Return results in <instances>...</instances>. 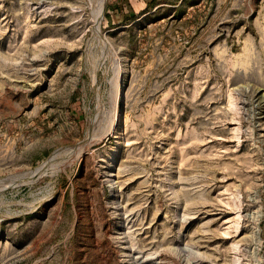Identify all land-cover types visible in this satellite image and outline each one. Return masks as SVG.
<instances>
[{
    "label": "rangeland",
    "instance_id": "rangeland-1",
    "mask_svg": "<svg viewBox=\"0 0 264 264\" xmlns=\"http://www.w3.org/2000/svg\"><path fill=\"white\" fill-rule=\"evenodd\" d=\"M100 2L0 0V264H264V0Z\"/></svg>",
    "mask_w": 264,
    "mask_h": 264
},
{
    "label": "bare ground",
    "instance_id": "bare-ground-1",
    "mask_svg": "<svg viewBox=\"0 0 264 264\" xmlns=\"http://www.w3.org/2000/svg\"><path fill=\"white\" fill-rule=\"evenodd\" d=\"M104 1H105V0H101L100 5L98 6L99 9L97 8V9H98V12L96 11V12H97L96 16L98 17V19L101 18ZM97 3H99V2H97ZM94 14H95V12H94ZM96 16H95V17H96ZM96 19H97V18H96ZM96 21H97V20H96ZM97 23H98V22H97ZM114 118H115V117H114ZM114 118L109 119V120H110V121H109V125H108V126H109V127H108L109 129H107V132H108V131H111V128H112V126L114 125V122H115V119H114ZM116 121H117V120H116ZM107 122H108V121H107ZM104 130H105V129H104ZM102 133H103V132H102ZM100 134H101V133H100ZM91 136H92V135H91ZM87 138H88V137H87ZM90 138H91V137H90ZM99 138H100V137H99ZM88 139H89V138H88ZM88 139H87V140H88ZM96 140H97V139H96ZM91 143H92V142H91ZM82 144H83V143H82ZM83 150H84V149H83ZM70 153H71V151H70ZM80 153H81V152H80ZM80 153H78V154H80ZM68 154H69V152H68ZM76 154H77V153H76ZM78 154H77V155H78ZM81 154H82V153H81ZM67 156H70V154L67 155ZM79 156H80V155H79ZM65 157H66V156H65ZM68 161H69V160H68ZM11 182H12V181H11ZM11 182H10V183H11ZM14 182H15V181H14ZM6 185H7V184H6Z\"/></svg>",
    "mask_w": 264,
    "mask_h": 264
}]
</instances>
